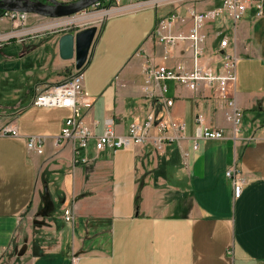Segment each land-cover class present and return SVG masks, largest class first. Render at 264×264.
I'll use <instances>...</instances> for the list:
<instances>
[{
    "label": "crops",
    "instance_id": "1",
    "mask_svg": "<svg viewBox=\"0 0 264 264\" xmlns=\"http://www.w3.org/2000/svg\"><path fill=\"white\" fill-rule=\"evenodd\" d=\"M153 4L155 10L145 9ZM219 0L117 1L97 29L83 68L93 106L84 112L98 137L106 126L126 134L133 120L148 112L184 124L183 139L157 151L151 145L126 150H86L87 162H74L70 144L54 145L65 109L42 108L32 100L76 70L58 55L67 31L37 25L36 15L14 24L0 15V50L8 48L0 71V126L45 138L43 153L27 152L20 139L0 138V264H264V17L250 12L233 27L209 23L201 45L203 66L221 73L219 42L237 57L228 96L243 113L234 135L229 108L214 88L196 91L165 81L162 97L149 99L144 70L192 65L189 42L158 43L154 30L174 5L186 32L187 8L205 12ZM39 19V18H38ZM46 29L47 32H44ZM226 51V52H227ZM170 100L172 105L165 106ZM221 130L219 140H198L196 118ZM173 135L174 132H168ZM175 135V134H174ZM244 180L233 197L225 173ZM52 187L53 212L43 220L44 187ZM47 188V187H46ZM71 208V222L63 210ZM62 215H54V211Z\"/></svg>",
    "mask_w": 264,
    "mask_h": 264
},
{
    "label": "built area",
    "instance_id": "2",
    "mask_svg": "<svg viewBox=\"0 0 264 264\" xmlns=\"http://www.w3.org/2000/svg\"><path fill=\"white\" fill-rule=\"evenodd\" d=\"M112 2L114 5L118 0H101ZM218 7L205 12H198L193 7L187 8L186 18L190 25L186 32L174 31L178 22L183 23L181 10L178 5H174L169 13L161 18L157 23L154 36L158 43L168 47L176 42H189L192 49V65L187 70L183 65L167 68L164 65L149 66L144 70L145 91L148 98L154 96L161 98L166 88L161 85L165 81L177 82L186 88L196 91L199 84H204L208 88H214L218 97L226 101L229 113L226 119L231 123L234 135L238 132L243 113L239 110L232 99L229 98L228 86L235 81V54L227 51L228 38L223 37L219 42V55L222 58L221 73L217 74L211 68L203 66V55L201 45L206 36L203 29L209 23L229 21L234 27L247 12L254 18L264 17V0H219ZM96 3L93 7H98ZM2 18L9 22L20 25L27 20V14L4 12ZM227 51V52H226ZM32 105L47 109H65L69 115L63 120L60 133L54 137V145L70 144L74 162L86 163L85 152L92 144L98 151L109 149L111 151L126 150L133 146L144 147L151 145L155 150L161 151L165 146L173 141L183 139L184 124L173 119L156 118L153 112H148L143 120H133L123 136H117L111 126H106L102 134L95 137L92 125L84 121V112L93 106V99L88 95L84 87L83 69L76 70L62 82L46 88L43 92L35 96ZM172 102L165 101V106L170 107ZM174 132L169 135L168 132ZM10 137L20 139L24 142L27 152L35 155L43 153L45 138L41 136H25L18 133L16 127L6 124L0 126V138ZM223 138L221 130H211L203 126L200 116L196 118L193 135L192 150H197L198 140H219ZM226 178L231 180L233 197L238 198L244 180L239 174L228 170ZM65 222H71V208L63 210Z\"/></svg>",
    "mask_w": 264,
    "mask_h": 264
},
{
    "label": "water",
    "instance_id": "3",
    "mask_svg": "<svg viewBox=\"0 0 264 264\" xmlns=\"http://www.w3.org/2000/svg\"><path fill=\"white\" fill-rule=\"evenodd\" d=\"M100 1L76 0L71 3H61L56 0H0V11L36 15L47 19H61L83 13ZM96 33V27L92 26L76 33H65L60 36L57 43L59 58L65 61L73 60L75 70L83 69ZM54 208L55 205L47 188L44 187L42 208L37 215V218L41 220L34 223L43 225V220L53 212Z\"/></svg>",
    "mask_w": 264,
    "mask_h": 264
},
{
    "label": "rangeland",
    "instance_id": "4",
    "mask_svg": "<svg viewBox=\"0 0 264 264\" xmlns=\"http://www.w3.org/2000/svg\"><path fill=\"white\" fill-rule=\"evenodd\" d=\"M56 1L61 2V3H71L76 0H56ZM118 1H121V3H123V0H118ZM133 1L145 2L149 0H133ZM112 7L113 6L107 9H99L98 7H91L83 13H79L77 15H73V16L61 18V19H47V18H42L38 16V17H35L36 24L39 26V25H45L46 23H48L47 24L48 27L50 28L52 27L53 31H67V32L70 31L72 33H76L78 31L84 30L92 26L98 28L101 22L103 21V19L107 17L108 14H110L111 12L110 10ZM154 8L155 6L153 4L145 7V9H151L152 11L155 10ZM28 16L29 15H27L26 23L28 21ZM2 27H3V24H0V30ZM48 30H51V29H46L44 32H47ZM6 52H8V48H4L3 50H0L1 59L3 58L4 55H6ZM8 65H10L8 62L0 61V71L7 69ZM10 67L11 65L9 66V68ZM46 187H47V191L49 195H52V190H51L52 187H49V186H46ZM54 215L60 216L62 215V211L60 212L58 210H55Z\"/></svg>",
    "mask_w": 264,
    "mask_h": 264
},
{
    "label": "trees",
    "instance_id": "5",
    "mask_svg": "<svg viewBox=\"0 0 264 264\" xmlns=\"http://www.w3.org/2000/svg\"><path fill=\"white\" fill-rule=\"evenodd\" d=\"M113 5V3L112 2H103V1H100L99 2V6H98V8L99 9H107V8H110L111 6ZM3 14V12L2 11H0V15H2Z\"/></svg>",
    "mask_w": 264,
    "mask_h": 264
},
{
    "label": "flooded vegetation",
    "instance_id": "6",
    "mask_svg": "<svg viewBox=\"0 0 264 264\" xmlns=\"http://www.w3.org/2000/svg\"><path fill=\"white\" fill-rule=\"evenodd\" d=\"M41 2H43V3H44V1H41Z\"/></svg>",
    "mask_w": 264,
    "mask_h": 264
}]
</instances>
